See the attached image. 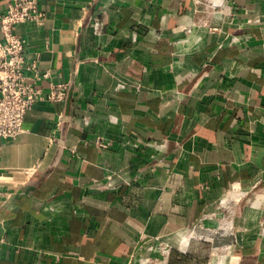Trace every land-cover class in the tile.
I'll use <instances>...</instances> for the list:
<instances>
[{
	"label": "crops",
	"instance_id": "0c3cea01",
	"mask_svg": "<svg viewBox=\"0 0 264 264\" xmlns=\"http://www.w3.org/2000/svg\"><path fill=\"white\" fill-rule=\"evenodd\" d=\"M213 1L41 0L15 27L65 96L0 138V264H211L196 224L264 264V0Z\"/></svg>",
	"mask_w": 264,
	"mask_h": 264
},
{
	"label": "built area",
	"instance_id": "2783aa9c",
	"mask_svg": "<svg viewBox=\"0 0 264 264\" xmlns=\"http://www.w3.org/2000/svg\"><path fill=\"white\" fill-rule=\"evenodd\" d=\"M202 6H214L213 0H195ZM46 18V12L41 8V0H9L6 9L0 12V138H15L24 132L26 114L42 101L60 102L65 96L64 84H52L50 90L44 94L38 87L40 74L38 59L30 62L25 59V41L15 32V27L24 23H41ZM95 28H100L98 22ZM189 32V28L186 29ZM253 189H258L257 183ZM246 195L245 193H243ZM242 191L233 188L230 202L240 199ZM227 200L221 202L226 207ZM194 230L213 233L214 230L200 224L190 229L189 237H193ZM209 242L208 239H200ZM216 248L222 245H214ZM161 252H168L169 244L159 243Z\"/></svg>",
	"mask_w": 264,
	"mask_h": 264
},
{
	"label": "rangeland",
	"instance_id": "374dc122",
	"mask_svg": "<svg viewBox=\"0 0 264 264\" xmlns=\"http://www.w3.org/2000/svg\"><path fill=\"white\" fill-rule=\"evenodd\" d=\"M255 190H257V189H255ZM261 198H262V200L264 199V194L262 193L261 194V196H260ZM194 233L195 234H193L192 236L194 237V238H196L199 242H201L202 240H200V239H208L209 241H211L214 245H217L216 244V242H215V238H217V239H221V241H222V244H219V245H224L223 244V237H221L222 235L220 234V235H218V234H215L214 232L213 233H210V234H213L211 237H207V236H204L205 234H209L208 232H200V231H194ZM189 234V233H188ZM187 234V235H188ZM192 242H195V241H192ZM202 242H204V241H202ZM201 242V243H202ZM205 243H207V244H209L210 245V243L209 242H205ZM219 243H220V240H219ZM211 246V245H210ZM225 248H226V246H224ZM214 248H216V246H214ZM210 249V248H209ZM219 249V248H218ZM224 254V255H223ZM222 255L223 256H225L226 255V257L229 255V254H227V252L225 251V252H222V253H220L219 251H216V249L214 250V252H213V258H212V263L211 264H224L223 262L225 261L224 260V258L222 257ZM208 260H211L210 259V257H208ZM225 263H226V261H225Z\"/></svg>",
	"mask_w": 264,
	"mask_h": 264
},
{
	"label": "bare ground",
	"instance_id": "6f19581e",
	"mask_svg": "<svg viewBox=\"0 0 264 264\" xmlns=\"http://www.w3.org/2000/svg\"><path fill=\"white\" fill-rule=\"evenodd\" d=\"M194 231H196V230H194ZM213 234H205L204 236H207V237H211ZM225 237H223V246H226L227 248L228 247H230V243L231 242H227L226 240H224V238H226L227 236H228V234H226V235H224ZM219 240H220V243H219ZM215 242H216V244L217 245H219V244H222V241H221V239L219 238V239H217V238H215Z\"/></svg>",
	"mask_w": 264,
	"mask_h": 264
}]
</instances>
